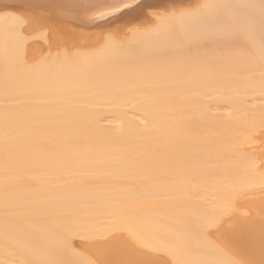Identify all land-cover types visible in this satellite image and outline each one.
<instances>
[{
	"label": "bare ground",
	"instance_id": "1",
	"mask_svg": "<svg viewBox=\"0 0 264 264\" xmlns=\"http://www.w3.org/2000/svg\"><path fill=\"white\" fill-rule=\"evenodd\" d=\"M128 2L0 0V264H262L264 0Z\"/></svg>",
	"mask_w": 264,
	"mask_h": 264
},
{
	"label": "snow or ice",
	"instance_id": "2",
	"mask_svg": "<svg viewBox=\"0 0 264 264\" xmlns=\"http://www.w3.org/2000/svg\"><path fill=\"white\" fill-rule=\"evenodd\" d=\"M117 2L121 4L123 8H127L131 6L128 0H117ZM262 8H264V5H262ZM121 10L122 8L120 6H117L115 8L109 9L108 11L102 12L100 15L110 16ZM184 11L187 12L188 10H184ZM174 14L175 13H169V15H174ZM261 26L262 28H264V15H262ZM120 264H153V262L150 259L146 258L143 253H134L133 258L122 261L120 262ZM229 264H244V262L240 260H232L229 262ZM262 264H264V262H262Z\"/></svg>",
	"mask_w": 264,
	"mask_h": 264
},
{
	"label": "rangeland",
	"instance_id": "3",
	"mask_svg": "<svg viewBox=\"0 0 264 264\" xmlns=\"http://www.w3.org/2000/svg\"><path fill=\"white\" fill-rule=\"evenodd\" d=\"M258 259H259V257H258Z\"/></svg>",
	"mask_w": 264,
	"mask_h": 264
}]
</instances>
